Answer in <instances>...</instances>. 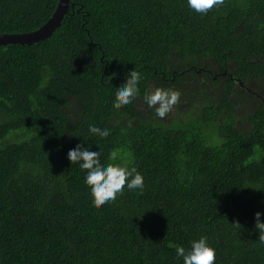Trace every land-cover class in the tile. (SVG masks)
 I'll list each match as a JSON object with an SVG mask.
<instances>
[{
	"label": "trees",
	"instance_id": "obj_1",
	"mask_svg": "<svg viewBox=\"0 0 264 264\" xmlns=\"http://www.w3.org/2000/svg\"><path fill=\"white\" fill-rule=\"evenodd\" d=\"M58 2L0 0V34L37 30ZM130 70L139 93L117 105ZM157 87L181 93L170 121L144 100ZM244 95L259 105L241 128ZM80 143L135 167L143 190L97 206L68 159ZM258 211L264 221V0L206 14L187 0H71L51 37L0 46V264H183L176 248L200 236L215 264H264Z\"/></svg>",
	"mask_w": 264,
	"mask_h": 264
},
{
	"label": "clouds",
	"instance_id": "obj_2",
	"mask_svg": "<svg viewBox=\"0 0 264 264\" xmlns=\"http://www.w3.org/2000/svg\"><path fill=\"white\" fill-rule=\"evenodd\" d=\"M225 4V0H187L189 8L200 14H206L214 6L219 8ZM140 73L130 70L126 81L115 87V100L117 105H128L138 95V82ZM181 93L173 88L157 87L155 91H148L144 100L149 107L155 108V114L164 118L177 104ZM89 128L96 133L105 135L111 131L107 125H101L89 121ZM101 149L89 144L80 143L68 151V159L73 163H79L87 169L85 180L91 186L93 202L97 206H103L106 202L114 201L118 194H122L127 186L129 190H143L144 177L135 168L119 163H106L101 159ZM262 213L256 212V228L259 231V241L264 243V221L261 220ZM176 255L182 258L183 264H215L216 250L208 242L206 236L190 241V247L178 246Z\"/></svg>",
	"mask_w": 264,
	"mask_h": 264
},
{
	"label": "water",
	"instance_id": "obj_3",
	"mask_svg": "<svg viewBox=\"0 0 264 264\" xmlns=\"http://www.w3.org/2000/svg\"><path fill=\"white\" fill-rule=\"evenodd\" d=\"M71 0H59L52 16L37 30L22 34H0V46L31 45L44 41L60 28L64 17L68 14ZM242 86L241 83H239Z\"/></svg>",
	"mask_w": 264,
	"mask_h": 264
},
{
	"label": "rangeland",
	"instance_id": "obj_4",
	"mask_svg": "<svg viewBox=\"0 0 264 264\" xmlns=\"http://www.w3.org/2000/svg\"><path fill=\"white\" fill-rule=\"evenodd\" d=\"M243 89L245 91L247 90V92H249V93H251V90L253 92H256L257 91L256 88L255 89H250V87H247V89L246 88H243ZM236 100H237V105H236V108H235L234 115L237 118L236 119L237 125L238 126H241V128H245V124L242 121L243 118L246 115H248L249 113H251L252 111H254L258 107L259 102L256 99L248 98L246 95H244V97H237ZM174 115H175V112H173V114H171L170 116L172 117ZM162 119L169 120V114H167Z\"/></svg>",
	"mask_w": 264,
	"mask_h": 264
},
{
	"label": "flooded vegetation",
	"instance_id": "obj_5",
	"mask_svg": "<svg viewBox=\"0 0 264 264\" xmlns=\"http://www.w3.org/2000/svg\"><path fill=\"white\" fill-rule=\"evenodd\" d=\"M201 79L203 80L202 77H201ZM173 112H174V106L172 107L171 111L168 113L169 114V120L168 121H170L171 118L173 117V116L172 117L170 116L171 114H173Z\"/></svg>",
	"mask_w": 264,
	"mask_h": 264
}]
</instances>
